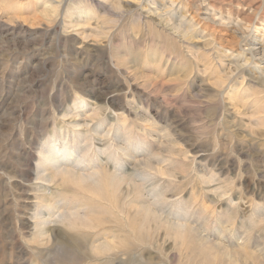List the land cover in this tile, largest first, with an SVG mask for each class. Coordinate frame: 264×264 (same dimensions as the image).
Wrapping results in <instances>:
<instances>
[{"label": "rangeland", "instance_id": "1", "mask_svg": "<svg viewBox=\"0 0 264 264\" xmlns=\"http://www.w3.org/2000/svg\"><path fill=\"white\" fill-rule=\"evenodd\" d=\"M71 151L128 186L44 180ZM152 196L216 247L140 213L136 238ZM0 264H264V0H0Z\"/></svg>", "mask_w": 264, "mask_h": 264}, {"label": "bare ground", "instance_id": "2", "mask_svg": "<svg viewBox=\"0 0 264 264\" xmlns=\"http://www.w3.org/2000/svg\"><path fill=\"white\" fill-rule=\"evenodd\" d=\"M108 1V0H107ZM61 2V1H60ZM103 2V1H102ZM53 7H55V6H53ZM52 8V7H51ZM90 9H91V7H90ZM55 10L56 9H54V8H52V9H50V11L51 12H55ZM85 13H80V15H76L75 17H73V23L72 22H70V24H71V27L73 28V29H79V28H82L83 26H81V23H82V20H84V16H87V15H84ZM119 14V13H118ZM84 15V16H83ZM179 27V26H178ZM181 28V27H180ZM185 34V33H184ZM95 115L96 114H92L91 116H88L87 118H85L84 119V117H82L81 115H79V114H73L72 116H70V118H72L75 122H76V124L78 125V126H82V127H84V129H87L88 128V125L89 124H91L92 122H93V120L95 119ZM82 121H83V123L84 124H82ZM83 129V128H82ZM119 140V139H118ZM120 148V147H119ZM121 149H123V148H121ZM62 151V150H61ZM125 151V150H124ZM50 153V155L48 154L47 156H48V165H50V166H48L47 164H46V166H47V168H46V170L47 171H52L51 173L52 174H47L46 176H44V180H47L48 179V177L50 178L51 177V175H58V176H60L61 177V179L65 182V183H72V184H74L75 185V187H80L81 188V185L83 186V184H86V187H89L90 189H94L93 190V192H94V194H95V196L94 197H96V195H98L99 197H101V198H98V199H102V195H104L105 194V192L106 191H109V189H110V191H111V189L115 186L114 184H111V183H121V182H125V185L126 186H128V177H124L123 175H121V174H111V182H109V186H107V182H106V180L104 179V174H100V171L102 170H100V171H98L99 173H97V172H95V170H93L92 172H90L91 171V169L93 168L92 166V168H90V167H88V166H84L83 168L82 167H80V166H82L83 164H82V162H81V160H82V158H81V160H79V157H78V155L76 154V152H73V151H71V152H69V154H67V153H64V154H62V153H57V152H49ZM128 154V153H127ZM44 155V154H43ZM46 157V156H45ZM44 158V157H43ZM46 160V159H45ZM72 162V163H71ZM75 163V165H74V163ZM93 162V161H92ZM92 162H91V164H92ZM45 163V162H44ZM72 165H71V164ZM68 164H70V165H68ZM87 165V164H86ZM45 166V167H46ZM139 166V165H138ZM146 167H150V168H152L153 169V167L150 165V163H146V165H145ZM44 167V166H43ZM103 168H106L105 166H102ZM93 169H96L95 167L93 168ZM98 169V168H97ZM107 169H109V167H107ZM40 170H42L41 168H40ZM45 170V171H46ZM43 171V170H42ZM41 171V172H42ZM110 171H111V169H110ZM103 172V171H102ZM114 172V171H113ZM119 172H120V170H119ZM148 174V173H147ZM152 176V175H151ZM149 179V178H148ZM116 181V182H115ZM133 181V180H132ZM132 183V182H131ZM123 184V183H122ZM114 185V186H113ZM124 184H123V187L121 186V184L120 185H118V188L116 189V191L118 192V195H119V197H121V200H122V204H124V201L129 197V194L127 195H124L123 194V191H125V189H129V188H127L126 186H125ZM131 185V184H130ZM143 185V184H142ZM135 186V185H134ZM133 186V187H134ZM116 187V186H115ZM132 187V186H131ZM136 189H135V191H138V195H140V197L142 196V194H141V185L139 184V186L138 185H136ZM139 187H140V189H139ZM140 190V191H139ZM82 191V190H81ZM129 191V190H128ZM127 191V192H128ZM83 192V191H82ZM116 192V193H117ZM126 192V191H125ZM154 194V193H153ZM112 195V194H111ZM125 196V197H124ZM162 196V195H161ZM93 197V196H92ZM109 197V196H108ZM153 197V196H152ZM155 197L156 196H154L153 198H154V201H153V203H149V202H145V203H149V204H144V202L143 203H141L140 201H139V199H136V200H132V201H130L129 203H128V207H129V213L128 214H126V217H125V219H127L128 220V222H129V229H130V232L131 233H133L134 235H136V238H137V236L139 235V230H138V226H137V224L135 223L136 221H134V219L136 218V216L140 213L141 214V216L143 217V218H150V219H154L155 218V220H157V221H160L159 223H165L166 225H167V227H169V229H171V230H173V231H175L177 234H182V235H184L186 232H187V234H188V236H191V238H193V241L191 242V245L192 246H194L195 245V247H198V248H202L203 250H208L209 249V245H212V246H214L213 245V241L212 240H210L209 238H207V237H204V236H201V235H198L197 233H198V229H196L195 227L194 228H192V226L191 225H187V224H183V222L181 221V218L180 217H176V218H179V220H177V222H169V221H167L166 219H164L163 218V215H164V213L162 212V213H160L159 212V210L156 208V205L158 204V202H156V200H155ZM157 198V197H156ZM159 198H161V197H159ZM158 198V199H159ZM92 199H94V198H92ZM107 200H110V199H107ZM94 202H96V203H100V202H98V201H95V200H93ZM101 201V200H100ZM113 201V200H112ZM158 201V200H157ZM104 203V202H103ZM105 203H106V201H105ZM126 203V202H125ZM109 204V203H108ZM112 204V203H111ZM161 204V203H160ZM80 207L79 206H77L76 208H71V209H69V210H67V211H72V209H74V210H77L78 211V209H79ZM84 209H86V208H84ZM132 209H134V210H136V212H132ZM55 211H56V209H55ZM66 210H62L61 212H60V214L59 213H57V214H59V216H58V219L57 220H70V218L71 217H76V215H71V214H68V212L66 213L65 212ZM85 211V210H84ZM115 211V210H114ZM117 211V210H116ZM59 212V211H58ZM55 213V212H54ZM116 213H118V212H116ZM82 214V213H81ZM84 214V213H83ZM55 215V216H56ZM78 215H79V213H78ZM84 216V215H83ZM182 216V215H181ZM45 217V219L43 220V222H44V224H45V226H44V228L47 226L48 227V224H49V218H48V221H47V219H46V217L47 216H44ZM121 217H122V214H121ZM41 218V217H40ZM163 218V219H162ZM85 219H87V218H85ZM117 219V218H116ZM185 220V219H184ZM122 221H123V219H122ZM186 221L187 220H185L184 222L186 223ZM53 222V221H52ZM51 222V223H52ZM63 222V221H62ZM62 222H61V224H62ZM92 222V221H91ZM95 222V221H94ZM71 223H72V221H71ZM115 223V222H114ZM162 223V224H163ZM66 224V223H65ZM95 224V223H94ZM43 225V224H42ZM67 225V224H66ZM78 225V224H77ZM98 226H96L95 227V229L96 228H99V227H103L104 225H106V224H102V225H99V224H97ZM117 225H119V224H117ZM126 225V224H125ZM124 225V226H125ZM128 225V224H127ZM126 225V226H127ZM39 226V225H38ZM87 226V225H86ZM110 226V225H109ZM125 226V227H126ZM165 226V225H164ZM42 227V226H41ZM110 227H112V225L110 226ZM122 227V226H121ZM124 227V228H125ZM140 227V226H139ZM39 228H40V226H39ZM89 228V227H88ZM77 229V228H76ZM92 229H94V227H92ZM143 229V228H142ZM142 229H141V227H140V233L142 232ZM39 230V229H38ZM44 230V229H43ZM90 230H91V228H90ZM45 231V230H44ZM44 231H42V232H44ZM96 231V230H95ZM110 232V234L109 235H106V233H105V235H103V239L101 240V241H93L92 243H91V246L93 247V249H95L96 251L97 250H105V249H108V248H110L109 246L112 244V242L113 241H109V238H110V236L111 235H113V234H115L117 231L115 230V229H110L109 230ZM120 230H118V232L117 233H121V232H119ZM126 231V230H125ZM41 232V233H42ZM44 233H46L47 234V232L45 231ZM44 233L42 234V235H44ZM117 233L115 234V235H113V236H111V237H114L113 239H115L116 237L118 238V237H120V238H122V239H125V238H127V236H125V235H120V236H118L117 235ZM124 233V232H123ZM193 234L194 235H196L195 236V238L193 237ZM142 235H140V237H141ZM134 237V236H133ZM212 239V238H211ZM135 240V239H134ZM218 241H220V240H218ZM215 243V242H214ZM220 243V242H219ZM129 244V243H128ZM130 245V244H129ZM219 245H222V244H219ZM225 245V244H224ZM91 247V248H92ZM125 247V246H124ZM214 247H216V245L214 246ZM218 247V246H217ZM221 246H219V248H220ZM128 249V248H127ZM220 249H222L223 250V252H224V254H226V256L228 255V256H231V252L229 251V247L226 245V246H223L222 245V247L220 248ZM219 249V250H220ZM205 252V251H204ZM210 253V252H209Z\"/></svg>", "mask_w": 264, "mask_h": 264}]
</instances>
